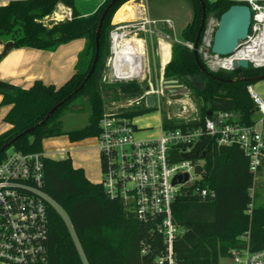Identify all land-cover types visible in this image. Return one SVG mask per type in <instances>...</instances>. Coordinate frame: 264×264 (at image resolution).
Listing matches in <instances>:
<instances>
[{"label": "trees", "instance_id": "trees-1", "mask_svg": "<svg viewBox=\"0 0 264 264\" xmlns=\"http://www.w3.org/2000/svg\"><path fill=\"white\" fill-rule=\"evenodd\" d=\"M109 1L104 0L87 16L76 11L73 0H10L0 3V40H11L13 47L52 50L72 39H85L75 70L63 84L55 86L37 80L28 88L12 86L11 90L0 89V107L10 106L3 120L11 125L0 133V148L18 133L43 120L47 112L69 94L72 97L43 124L16 139L8 148L34 152L41 150V141L47 137L65 134L71 141H76L97 135L98 120L105 108L96 85L109 55L110 19L129 0H116L109 8L100 29L94 70L83 87L77 93L73 91L91 67L96 26ZM190 1L192 19L181 32L182 41L171 38L170 60L164 66V77L177 78L186 84L202 105L196 120L171 126L198 125L206 112L218 110L238 112L240 123L252 124L255 110L246 86L253 82L239 77L258 76L264 72V66L210 71L199 56L206 71L202 79L203 91H197L186 80V75L198 76L201 73L192 50L184 44L194 42L202 17L200 0ZM58 3L71 8L72 19L48 26L43 17L51 15ZM233 3L230 0H204L205 19L211 15L219 19ZM165 31L172 37L170 30ZM112 85L110 87H120L128 96L142 88L141 83L135 81ZM81 94H85L88 101L89 125L82 130L64 133L59 118L70 112L64 111L65 107ZM168 124L163 115V125ZM203 140L206 151L202 179L198 184L183 187L172 204L173 220L185 229L173 242L178 264H214L227 257L231 248H244L246 243L252 251L264 248V197L260 202L255 200L256 188L264 187V156L256 172L252 173L247 158L236 145H216L207 136ZM7 149L0 152V160L5 157ZM43 166L44 190L65 212L68 220L67 224L54 207L49 208L46 264H156L155 256L164 250L160 234L128 214L119 200L109 199L101 184L91 182L81 168H74L69 157H45ZM203 187L213 189L214 197L202 199L197 189ZM250 188H253L252 197ZM246 231L247 239L244 238ZM144 244L148 249L143 254L141 248Z\"/></svg>", "mask_w": 264, "mask_h": 264}, {"label": "built area", "instance_id": "built-area-1", "mask_svg": "<svg viewBox=\"0 0 264 264\" xmlns=\"http://www.w3.org/2000/svg\"><path fill=\"white\" fill-rule=\"evenodd\" d=\"M230 1L244 3L250 9L251 23L246 39L239 41L235 52L230 55L213 54L210 48L218 19L211 15L205 19L202 27L198 55L210 71L234 70L236 68L232 67V62L239 59H246L248 66L253 68L263 67L264 60L257 63L254 59L237 57L236 53L255 43L263 46L264 0ZM49 19L69 21L72 19L71 8L58 3L43 22L46 24ZM158 24L165 25L168 30L172 28V21L168 18L155 20L136 14L113 22L103 78L110 82L139 74L137 81L145 84L139 92L129 96L119 109H104L95 137L102 171L99 183L104 193L109 199L119 200L125 211L138 222L148 224L151 231L160 234L164 250L155 256L156 264H178L173 242L185 229L173 220L172 204L183 187L198 184L202 179L204 157H200V153L206 151L203 137H209L216 145H236L247 158L249 170L255 173L264 156V101L252 84H248L246 91L253 102L254 114L258 115L253 118L252 124L240 123L238 112L218 110L205 115L198 125L183 127L171 126L183 122L165 114L169 124L164 126V110L170 107L178 114L191 104L190 88L186 84L177 78L170 79L175 82L164 83V66L170 60L171 38L175 39L159 29ZM152 35L158 37L156 54L159 57V76L155 82L145 69V60L142 67L130 70L127 69L129 63L124 59L127 45L133 40L142 42L146 58L147 36ZM184 44L192 50L193 42ZM163 50L169 53L164 64L161 63ZM258 50L262 52V48ZM149 95L154 96V105L150 109H156L160 116V135L152 140H135V126L131 118L148 109L145 99ZM132 112L135 114L129 115ZM191 120L196 118L184 122ZM200 141L204 142V147L197 157L184 158L183 155ZM45 157L42 151L12 149L0 160V264H46L48 210L54 207L59 212L60 207L43 187ZM196 165L202 167L200 173L195 172ZM184 174H187L186 180L182 179ZM177 175L181 176V181L173 183ZM197 192L202 199H211L215 195V191L207 187L197 189ZM252 195L253 188H250ZM244 238H248V231ZM147 249L144 244L141 253H146ZM214 264H264V248L252 251L246 243L244 248H231L227 257L220 258Z\"/></svg>", "mask_w": 264, "mask_h": 264}, {"label": "crops", "instance_id": "crops-1", "mask_svg": "<svg viewBox=\"0 0 264 264\" xmlns=\"http://www.w3.org/2000/svg\"><path fill=\"white\" fill-rule=\"evenodd\" d=\"M10 0H0V3H6ZM104 0H73L76 11L81 16H87L93 13ZM133 2V3H132ZM188 8L190 10V20L193 16V8L190 0H186ZM146 16L155 20H163L168 18L171 20V16L158 15L155 7L150 5V0H130L128 3L122 5L114 14V20H123L130 18L132 15ZM189 20V21H190ZM159 29H166L163 24H158ZM173 38L176 41H182V37H178L174 32V23L172 21V28L170 29ZM11 41L9 39L0 40V52L3 45ZM85 46L84 38H75L68 42L62 43L52 50L36 49L31 47H12L8 53L0 58V81L7 82L12 86L20 88H28L35 81L39 80L45 84H54L59 86L67 81L75 70V64L77 62L79 52ZM168 57V53L166 54ZM166 59V56H164ZM254 90L264 101V78L252 83ZM0 95V100H1ZM10 106L5 105L0 107V133L8 130L11 125L3 120L5 114L9 110ZM258 115L254 114L253 118H257ZM58 136H52L44 138L41 141V150L46 157H49V153L45 151L42 144L45 140L50 138H57ZM67 145L57 151L51 153L58 154V157H49L52 159H62L69 157L71 159L72 166L74 168H81V163L76 162L75 151L79 148L74 145L82 142L81 140L71 141L66 135ZM82 169V168H81ZM83 170V169H82Z\"/></svg>", "mask_w": 264, "mask_h": 264}, {"label": "rangeland", "instance_id": "rangeland-1", "mask_svg": "<svg viewBox=\"0 0 264 264\" xmlns=\"http://www.w3.org/2000/svg\"><path fill=\"white\" fill-rule=\"evenodd\" d=\"M129 1L125 3H128ZM150 5L155 7V10L158 15L164 16L169 14L171 16L170 17L171 21H173L174 23V32L178 37L181 38V32L190 20L189 17L190 10L187 7L188 4L186 0H150ZM116 11L114 12V14L116 13ZM114 14L110 19V24H113V22L115 21L113 19ZM44 18L45 16L43 17V20ZM48 22L49 21H47L46 24L48 26H51L48 24ZM55 22L57 21L54 20V23ZM157 38L158 37L156 35H152L151 37L147 36V45H146L145 69L147 70V72L150 73L149 76L151 77L153 82H155L159 76L158 73L159 57L156 54ZM108 39H109V33H108ZM164 56H166V53L164 54ZM164 56L163 59L165 58ZM140 83L142 87L145 84V82H140ZM112 84L114 83L108 82L106 79L103 78V76H101V79L98 81V84L96 85L97 90L103 99L105 109L108 107H115L114 109H119L120 108L119 106L129 97L126 92L120 89V87L118 86L110 87ZM189 99L191 105H187L184 110L177 112L178 114H175L176 111H174L172 108L169 107L168 109L164 110V115L165 114L171 115L173 119H176L179 122H184L188 119L198 118L199 109H200V105H202L201 104L202 102L192 89L190 90ZM67 110L76 113H84V112L88 113L89 105L85 94H81L77 96L75 99H73L65 107L64 111ZM131 121L135 126L134 134H133L135 140L147 141V140L155 139L160 135V125H161L160 116L156 109H147V110L144 109L142 110V112L135 114L133 118H131ZM63 146L64 148L69 147V145H67V139L65 134H62L60 137H57L55 139L50 138L48 140H45L42 144L43 149L49 153V157H58L57 156L58 154H53L51 152L57 151L58 149H61ZM74 147L79 148V150L75 151L76 154L74 159L76 162L81 163V168L83 169L85 176L91 182L99 183L100 180L102 179V171L100 165V155L97 150L96 137L95 136L86 137L82 140V142H80L77 145H74ZM11 151L12 148H8L6 152L9 153ZM263 197H264V187L260 186V188L259 187L256 188V194H255L256 202H260L261 199H263ZM59 213L61 217L68 224L66 214L61 208H59Z\"/></svg>", "mask_w": 264, "mask_h": 264}, {"label": "water", "instance_id": "water-1", "mask_svg": "<svg viewBox=\"0 0 264 264\" xmlns=\"http://www.w3.org/2000/svg\"><path fill=\"white\" fill-rule=\"evenodd\" d=\"M115 1L116 0H110L108 5L104 8V10L102 11L100 15V18H99V21H98V24L95 30V38H94L95 53H94V58H93L91 67L88 73L86 74V76L84 77L83 81L81 82V84L73 91V93H77L83 87L84 83L90 77V75L92 74L94 70V67L96 65L97 58H98V41H99V34H100L102 21L104 17L106 16L109 8L115 3ZM200 4H201V9H202V17H201L199 28L196 32L195 40L193 42L192 52H193L194 59L196 63L198 64V67L201 73L198 76L197 75H186V80L191 84L193 88H195L199 92H202L204 89L202 79L205 78L206 71H205V67L203 66V64L201 63L199 59L198 42L200 39L202 27L205 22L206 14H205L204 0H200ZM53 23H54V20L52 19L49 20L48 22L49 25H52ZM250 23H251L250 9L247 5H245L244 3H233L232 5H230L228 9H226L219 16L217 26H216V29L214 31L213 38H212V44L210 48L211 52L213 54L220 55V56H227V55L234 53L238 46V42L246 39L248 31H249ZM12 47H13V42L7 41L3 45L2 51L0 52V58L5 56ZM232 67L233 68L240 67V68L246 69L248 68V61L246 59L234 60L232 62ZM208 74L211 75V73H208ZM214 77L216 78V76ZM138 78H139V74L128 75V76H125L119 79H112L110 83H117V82H124V81H137ZM239 78L248 80L251 82H255L257 80L264 78V72L255 77H249V78L239 77ZM171 81L175 82L176 80L166 79L164 80V83H168ZM0 89L11 90L12 85L7 82L0 81ZM71 97H72V94H69L68 96H66L62 101L58 102L55 106H53L47 112L43 120H40L36 125L23 130L22 132L18 133L13 138H11L8 142H6L0 148V152L10 147L14 143V141L18 139L19 137L30 132L37 126L43 124L49 118V116L54 111H56V109L60 105H62L67 100H69ZM145 105L148 109L153 107L154 105L153 95H149L146 97ZM210 114H211V111L206 112L207 116H209ZM59 120L61 122L62 131L64 133H68L72 130H82L89 125V116H88V113L86 112L84 113L68 112V113L63 114L59 118ZM203 147H204V142L200 141L195 144V146L192 148L191 151L185 153L183 157L184 158H196L198 155V152ZM204 156H205V152L202 151L200 153V157H204ZM201 171H202V167L200 165H196L195 172L200 173ZM182 179L186 180L187 174H184ZM180 181H181V176L177 175L174 177L172 182L178 183Z\"/></svg>", "mask_w": 264, "mask_h": 264}, {"label": "bare ground", "instance_id": "bare-ground-1", "mask_svg": "<svg viewBox=\"0 0 264 264\" xmlns=\"http://www.w3.org/2000/svg\"><path fill=\"white\" fill-rule=\"evenodd\" d=\"M131 41L132 40H129V42ZM262 45H263L262 47L261 44L259 45L258 43H255L254 45H250L247 48L239 50L236 53V56L244 57L247 59H254L256 60L257 63H260L264 60V44ZM261 48H262V52L259 53V50L257 51V49H261ZM127 49L128 50H126L124 55L125 61L127 62V64L129 63L127 69L135 70L137 67H142L145 60L144 45L142 44V42L133 40L131 43H129V45H127ZM165 53L166 54L168 53L167 50H163L162 59ZM168 57H169V53H168ZM168 57L163 60L161 59V63L164 64L165 61L168 59Z\"/></svg>", "mask_w": 264, "mask_h": 264}]
</instances>
